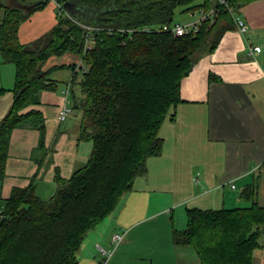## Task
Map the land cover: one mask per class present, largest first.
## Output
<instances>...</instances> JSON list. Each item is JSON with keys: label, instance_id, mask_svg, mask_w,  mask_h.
Instances as JSON below:
<instances>
[{"label": "trees", "instance_id": "16d2710c", "mask_svg": "<svg viewBox=\"0 0 264 264\" xmlns=\"http://www.w3.org/2000/svg\"><path fill=\"white\" fill-rule=\"evenodd\" d=\"M49 1L20 0L26 8H7L0 21V53L15 67L12 104L0 120V181L14 129L38 130L43 144L45 118L35 107L41 91L55 88L48 79L52 68L43 69L52 56L74 54L86 68L73 74L79 87L73 107L81 114L78 141H89L92 148L86 164L69 178L55 174L48 200L36 195L34 184L12 188L0 220V264L78 263L86 234L115 210L145 172L146 160L160 153L158 130L170 107L181 101V80L214 23L204 21L197 33L183 36L153 29L174 22L178 8L209 10L216 2L58 0L67 15L57 16L42 37L21 44V22ZM220 17L229 15L221 11ZM87 26L95 30L88 33ZM88 34L93 45L85 49ZM4 92L0 88V96ZM254 195L253 186L244 188L241 196L250 202L244 208H187L186 227L173 233L174 244L192 247L200 264H251L264 231V207Z\"/></svg>", "mask_w": 264, "mask_h": 264}, {"label": "crops", "instance_id": "0c3cea01", "mask_svg": "<svg viewBox=\"0 0 264 264\" xmlns=\"http://www.w3.org/2000/svg\"><path fill=\"white\" fill-rule=\"evenodd\" d=\"M7 8L26 5L1 2L0 21ZM236 8L246 31L238 32L228 13L230 19L220 12L209 23H214L209 41L195 53L190 72L181 80V101L170 107L158 130L160 153L146 160L145 172L134 179L115 210L86 234L77 264H200L192 247L173 242V233L186 227L187 208L249 207L241 196L247 186L254 187V201L264 207V0L238 2ZM200 9L187 13L195 20ZM53 15L50 9L23 34L19 27V42L27 45L49 32L57 22ZM254 46L260 51H253ZM79 60L65 53L44 65L45 70L52 68L48 79L55 86L40 92L35 107L45 118L44 141L41 145L38 130L28 125L13 130L0 181V210L12 188L30 183L41 200H48L55 174L67 179L88 160L92 145L78 141L81 114L73 107L79 94L73 66ZM14 78V65L0 53V88L5 89L0 120L12 104ZM68 82L70 112L59 121L61 92ZM115 234L121 239L114 241ZM251 264H264V231Z\"/></svg>", "mask_w": 264, "mask_h": 264}, {"label": "built area", "instance_id": "2783aa9c", "mask_svg": "<svg viewBox=\"0 0 264 264\" xmlns=\"http://www.w3.org/2000/svg\"><path fill=\"white\" fill-rule=\"evenodd\" d=\"M56 8L57 16L62 17L67 15L66 10L64 9L63 5L59 3L58 0H51ZM224 11L228 13L232 20L234 25L236 26V29L240 33H244L247 29V26L245 22L239 17L237 14V8L234 3V0H216L215 5L210 8L209 10L200 9L197 13V18L195 20H192L187 23H174L171 22L169 24H164L162 26L155 27L153 31H170L174 33L176 36H183L188 34H195L198 32L200 24L204 21H208L209 23H212L218 14ZM86 30L88 33L95 30V28L92 27H86ZM143 31H151L150 29H143ZM87 40L85 42V49H89L93 45V39L90 36V34L87 35ZM259 46L252 47V50L255 52L260 51ZM74 72L84 73L86 72V68L82 63V60L80 59L77 66L74 69ZM62 96L64 98V104L62 105L59 114H58V120L64 121L67 117V115L70 112V107L67 106L68 103V96L71 93V83L68 82L64 89L62 90ZM232 187H234L232 185ZM4 214L2 213V210H0V220L4 218ZM121 239V236L118 234H115L113 236L114 241H118Z\"/></svg>", "mask_w": 264, "mask_h": 264}, {"label": "rangeland", "instance_id": "374dc122", "mask_svg": "<svg viewBox=\"0 0 264 264\" xmlns=\"http://www.w3.org/2000/svg\"><path fill=\"white\" fill-rule=\"evenodd\" d=\"M3 1H5V0H0V3ZM50 9H51L52 13L54 14L53 16L54 17L56 16V19H58L56 8H55L53 2L50 0L46 5H44L43 7H41V9H39L40 13H37L36 17H34L31 21H30V18H31L32 14L30 15V17L28 19L21 22L20 28H21L22 34L24 32H28L33 27H35L37 24H39V20H44V18L47 17V14H48ZM182 10H183L182 7L178 8L176 10V14H175V17L173 19L174 23H187V22H190L193 20V17H191L189 15L190 13L182 12ZM40 15H42V16L39 17ZM86 162H87V160L85 162H83V164L81 166H84L86 164ZM1 210H3V209H1Z\"/></svg>", "mask_w": 264, "mask_h": 264}, {"label": "water", "instance_id": "95a60500", "mask_svg": "<svg viewBox=\"0 0 264 264\" xmlns=\"http://www.w3.org/2000/svg\"><path fill=\"white\" fill-rule=\"evenodd\" d=\"M170 22H171V20H170Z\"/></svg>", "mask_w": 264, "mask_h": 264}]
</instances>
